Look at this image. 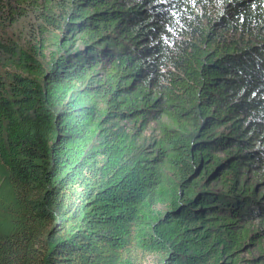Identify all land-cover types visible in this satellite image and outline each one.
<instances>
[{
  "label": "trees",
  "instance_id": "obj_1",
  "mask_svg": "<svg viewBox=\"0 0 264 264\" xmlns=\"http://www.w3.org/2000/svg\"><path fill=\"white\" fill-rule=\"evenodd\" d=\"M213 2L238 36L203 26ZM117 3L0 0V264H219L262 243L252 216L228 225L264 222L246 201L264 181V0ZM217 172L237 200L203 192Z\"/></svg>",
  "mask_w": 264,
  "mask_h": 264
},
{
  "label": "rangeland",
  "instance_id": "obj_2",
  "mask_svg": "<svg viewBox=\"0 0 264 264\" xmlns=\"http://www.w3.org/2000/svg\"><path fill=\"white\" fill-rule=\"evenodd\" d=\"M139 0H118L117 4H125L129 5L130 3H136ZM148 7H151L150 5ZM147 7V8H148ZM223 8L222 4L218 2H213V5L210 6V8H205L201 11V19L203 26H207L206 28L209 29L210 25H213L211 30H213L216 34H220L222 37L229 38V36L236 34L238 36L240 34V27L238 25V28L235 27V23L232 19H229L231 17H222V14L219 12ZM165 24L164 21L162 23L157 22V25ZM28 25V24H27ZM233 25V27H232ZM8 30H10L11 33L14 34V36H18L19 34H24L25 28H22V31L20 28H18L17 24L9 25ZM120 29V28H119ZM117 29V30H119ZM34 30V29H33ZM186 30H191V28L187 27ZM77 35L80 34L82 31H76ZM76 34V33H75ZM117 36V31L114 33ZM245 38L247 36V33L244 34ZM79 38V35H78ZM118 39L117 37H113ZM257 44H260L257 43ZM76 45L77 47L80 45V41L76 39ZM143 45H146V47H150L154 45V40H151L150 42H147ZM251 45H254L251 43ZM49 47H53V45H50ZM252 48V47H251ZM149 58V57H148ZM150 62H147L143 66H148ZM146 75H142L141 79H144ZM140 80V78H139ZM138 83V80L135 82ZM151 97L154 96L155 92L152 88L151 91ZM156 124L155 122H152L149 124V126L143 131V136H146V138H151L153 134H155ZM258 146H260V143H258ZM222 153H219V156H222ZM221 174L216 173L215 176L207 179L206 181L203 180L200 184V186L203 187V192L209 194V195H224L229 196L230 198L234 199L233 201L237 200L233 198L234 194L226 191L224 182L221 181L220 176ZM242 180H245V185H257L258 181L252 179L250 176H245L242 178ZM261 185H258L256 188L255 193L252 195L248 193L247 195H250L247 197L246 201H250V209L255 208L260 213L264 212V181H260ZM244 197V196H243ZM263 197V198H262ZM243 198H240V201ZM157 209H160L162 212L167 211L170 209V207L167 204H160L156 207ZM212 210H207L204 213V216H211ZM222 213L221 211H219ZM220 215V214H219ZM252 216V219L247 222V220ZM258 214L255 215H247L244 218L239 217L238 221L234 224H229V230L230 231H237L241 227L242 224H245L250 229H258V226L264 227V222L261 224V219L257 218ZM210 218V217H209ZM199 228H202L201 225H198ZM260 227V228H261ZM259 228V229H260ZM263 239L262 243L260 242H254V243H247V240L243 242L242 244L237 243H229L230 247L226 249V251L221 255L219 258V264H264V233H263ZM134 261L136 264H160L162 260L160 259V255L153 253V252H145L137 250L134 254ZM209 261H212V258L209 259Z\"/></svg>",
  "mask_w": 264,
  "mask_h": 264
},
{
  "label": "water",
  "instance_id": "obj_3",
  "mask_svg": "<svg viewBox=\"0 0 264 264\" xmlns=\"http://www.w3.org/2000/svg\"><path fill=\"white\" fill-rule=\"evenodd\" d=\"M258 45H260V44H254V45H251L249 49H251V47H252V49H253V48L257 47ZM253 50H254V49H253Z\"/></svg>",
  "mask_w": 264,
  "mask_h": 264
}]
</instances>
